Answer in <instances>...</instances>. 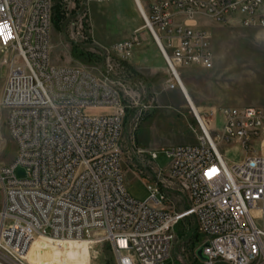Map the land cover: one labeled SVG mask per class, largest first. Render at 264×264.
<instances>
[{
	"label": "built area",
	"instance_id": "2783aa9c",
	"mask_svg": "<svg viewBox=\"0 0 264 264\" xmlns=\"http://www.w3.org/2000/svg\"><path fill=\"white\" fill-rule=\"evenodd\" d=\"M134 1L166 65L167 91L183 96L182 69H212L215 60L210 33L188 20L264 29V0ZM53 18L54 0H0V54L9 67L0 124L5 112L16 146L15 159L0 168V264H30L37 238L106 245L114 259L106 264H162L177 227L190 221L202 239L194 247L200 264H264V109H223L215 137L194 115L196 144L169 148L166 170L153 169L154 151L139 150L156 177L145 176L151 194L138 202L122 169L131 95L102 72L55 65ZM135 43L117 50L129 54ZM93 109L106 111L90 115ZM221 144L245 159L228 163ZM17 166L26 171L22 179Z\"/></svg>",
	"mask_w": 264,
	"mask_h": 264
},
{
	"label": "rangeland",
	"instance_id": "374dc122",
	"mask_svg": "<svg viewBox=\"0 0 264 264\" xmlns=\"http://www.w3.org/2000/svg\"><path fill=\"white\" fill-rule=\"evenodd\" d=\"M55 5H59L60 10L54 12L51 29L52 62L102 72L131 95L121 140L122 169L127 193L134 200L144 202L151 194L146 177L156 176L144 165L148 164L147 159L135 153L154 151L157 158L152 164L153 169L166 170L170 163L166 154L169 148L196 144L197 132L192 127L198 129V126L194 114L183 94L167 91V68L165 65L157 67L154 53L157 45L143 28L144 21L134 0H54ZM195 21L211 35L214 66L212 69L183 68L182 79L215 137L223 126L220 116L223 109H264V29L219 25L202 16ZM134 39L136 43L129 54L118 52L119 44ZM161 62L164 64L162 58ZM8 73L9 67L3 63L0 54V94ZM105 111L93 109L88 113L101 115ZM219 151L228 163L245 159L239 149L225 144L219 146ZM15 152L4 112L0 124V168L14 160ZM15 175L22 179L26 171L17 166ZM2 184L0 178V213ZM201 242L194 222L180 224L175 231L170 258L162 264H200L195 258L194 247L200 246ZM27 259L30 264H87L94 261L106 264L114 261L106 245L87 241L55 244L41 239L33 241Z\"/></svg>",
	"mask_w": 264,
	"mask_h": 264
},
{
	"label": "bare ground",
	"instance_id": "6f19581e",
	"mask_svg": "<svg viewBox=\"0 0 264 264\" xmlns=\"http://www.w3.org/2000/svg\"><path fill=\"white\" fill-rule=\"evenodd\" d=\"M135 4H136V3H135ZM136 7H137V9H138V11H139V13H140V8L137 6V4H136ZM188 21H189V20H188ZM188 21H187V22H188ZM188 23H189V22H188ZM184 98H185V100L187 101V103L189 104V106H190V108H191L193 114H194L195 116H197V117L203 122V119H202V117H201V115H200V113H199V110H198L197 107L195 106V104H194V102H193V100H192L190 94L187 92L186 88H185V95H184ZM37 239H41V240H44V241H49V240L44 239V238H37ZM35 240H36V239H35ZM35 240H34V241H35ZM49 242H50V241H49ZM71 242H80V241H67V242H62V243H60V244H67V243H71Z\"/></svg>",
	"mask_w": 264,
	"mask_h": 264
},
{
	"label": "crops",
	"instance_id": "0c3cea01",
	"mask_svg": "<svg viewBox=\"0 0 264 264\" xmlns=\"http://www.w3.org/2000/svg\"><path fill=\"white\" fill-rule=\"evenodd\" d=\"M189 22H192V23H194V24H198V22L199 21H194V20H192V21H189ZM154 53H155V56H156V61H157V67L158 68H163L164 67V65H165V63H164V61H163V63L164 64H162V62H161V55H160V53H159V50H158V48L157 47H155L154 48ZM163 60V59H162ZM165 67H166V65H165ZM198 110H199V113H200V109L199 108H197ZM15 156H16V152H15ZM15 159V158H14ZM3 185V184H2ZM2 189H3V202H2V208H1V212L3 211V209H4V206H5V196H4V188L2 187Z\"/></svg>",
	"mask_w": 264,
	"mask_h": 264
},
{
	"label": "water",
	"instance_id": "95a60500",
	"mask_svg": "<svg viewBox=\"0 0 264 264\" xmlns=\"http://www.w3.org/2000/svg\"><path fill=\"white\" fill-rule=\"evenodd\" d=\"M202 252H203V248H200V249L196 252V255H197V257H198L200 260L205 261L206 258L203 257Z\"/></svg>",
	"mask_w": 264,
	"mask_h": 264
},
{
	"label": "trees",
	"instance_id": "16d2710c",
	"mask_svg": "<svg viewBox=\"0 0 264 264\" xmlns=\"http://www.w3.org/2000/svg\"><path fill=\"white\" fill-rule=\"evenodd\" d=\"M56 10H60V6H59V5H55V6H54V12H55ZM200 238H201V237H200Z\"/></svg>",
	"mask_w": 264,
	"mask_h": 264
}]
</instances>
